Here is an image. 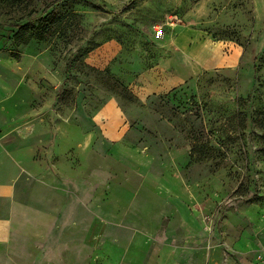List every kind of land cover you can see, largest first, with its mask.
<instances>
[{"label": "rangeland", "instance_id": "obj_1", "mask_svg": "<svg viewBox=\"0 0 264 264\" xmlns=\"http://www.w3.org/2000/svg\"><path fill=\"white\" fill-rule=\"evenodd\" d=\"M180 28L236 62L178 57ZM8 167L0 264H259L264 0H0Z\"/></svg>", "mask_w": 264, "mask_h": 264}, {"label": "crops", "instance_id": "obj_2", "mask_svg": "<svg viewBox=\"0 0 264 264\" xmlns=\"http://www.w3.org/2000/svg\"><path fill=\"white\" fill-rule=\"evenodd\" d=\"M173 39L178 57H187V61H190V58L186 54L189 50L192 51L195 56V62L193 61L192 63L200 69H216L220 66L232 65L236 62V55H230L231 52L234 53L233 48L228 55H223L221 46L218 43H212L198 30L191 28L177 29L173 33ZM231 57H235V59ZM105 111L107 112V116L105 115ZM102 114L105 118L104 128L106 126L113 129L118 123L119 117L113 101L108 102ZM7 178H11L10 181H7ZM13 180H15L14 168L8 167L3 171L0 170V213L8 210L10 204L17 199L16 183H13ZM7 216L0 215V245L9 239L10 234L13 233L11 229L20 226L21 223L20 212L18 213V217L13 220H9Z\"/></svg>", "mask_w": 264, "mask_h": 264}, {"label": "trees", "instance_id": "obj_3", "mask_svg": "<svg viewBox=\"0 0 264 264\" xmlns=\"http://www.w3.org/2000/svg\"><path fill=\"white\" fill-rule=\"evenodd\" d=\"M53 33L48 27H42V29L36 33V39L43 40L46 35L51 36Z\"/></svg>", "mask_w": 264, "mask_h": 264}, {"label": "built area", "instance_id": "obj_4", "mask_svg": "<svg viewBox=\"0 0 264 264\" xmlns=\"http://www.w3.org/2000/svg\"><path fill=\"white\" fill-rule=\"evenodd\" d=\"M257 261L259 264H264V252L258 255Z\"/></svg>", "mask_w": 264, "mask_h": 264}]
</instances>
